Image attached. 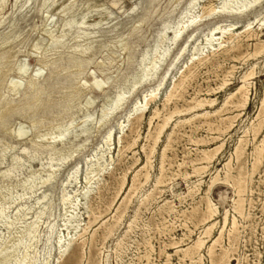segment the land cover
<instances>
[{
    "label": "rangeland",
    "instance_id": "rangeland-1",
    "mask_svg": "<svg viewBox=\"0 0 264 264\" xmlns=\"http://www.w3.org/2000/svg\"><path fill=\"white\" fill-rule=\"evenodd\" d=\"M191 1L7 0L0 11V44L7 43L9 51L2 58L0 50V112L16 110L0 118V145L9 146L0 172L17 156L20 163L6 176L19 181L32 172L38 174L35 185L26 192L16 186L22 195L9 201L0 214V249L4 248L5 255L13 253L5 264H19L26 253L27 264H58L68 242L72 246L59 264H212L208 246L222 229L220 244L214 248L216 262L226 252L229 259L223 264H264V49L257 53L264 45V0L243 16L206 15V6H219L224 0H197L189 10ZM196 15L204 17L170 44L183 17ZM228 23H236L235 31L250 23L252 32L231 39L217 31L220 39L205 44L213 26ZM165 27V39L156 47ZM221 40L227 47L219 46ZM76 45L80 52L72 59L71 49ZM169 46L151 77L98 128L102 107L128 88L141 58L149 55L146 65H150L155 50L162 53ZM194 49H198L197 55ZM250 72L253 75L245 81L249 101L244 108L239 105L241 95H231ZM32 78L40 89L28 85ZM174 83L178 86L167 101ZM152 90L156 95L148 96V106L143 109L140 105L129 116L133 104ZM204 98L208 100L204 107L197 106L198 99ZM26 99L27 106L18 109L12 102ZM142 111V116H135ZM169 116L172 118L159 133L158 124ZM33 121L38 123L35 128ZM52 126L56 128L45 138L51 146L36 148L32 140ZM109 132L111 140L105 142ZM240 139L245 154L238 160L234 152ZM222 143L209 171L197 175L203 150ZM255 145L262 148L263 157L253 171ZM77 147L80 150L74 156L63 159ZM229 161L234 167L242 163L246 169L241 214L232 207L235 185L220 179ZM48 169L51 176L43 184L40 178ZM216 174L219 180L209 194L217 206L218 222L199 254L187 255L184 249L208 224L203 221L206 208L201 198ZM159 176L162 183L157 185ZM189 187H194L193 193ZM62 192L69 196L66 204L61 203ZM220 192L226 196L222 202ZM34 220L38 226L30 231ZM16 234V250L13 244L2 246L4 239ZM73 253L76 260L70 256Z\"/></svg>",
    "mask_w": 264,
    "mask_h": 264
},
{
    "label": "bare ground",
    "instance_id": "bare-ground-1",
    "mask_svg": "<svg viewBox=\"0 0 264 264\" xmlns=\"http://www.w3.org/2000/svg\"><path fill=\"white\" fill-rule=\"evenodd\" d=\"M197 0H193L191 1V3L189 4V10H191L195 3H196ZM6 3H7V0H0V11L3 10L6 6ZM261 3V0H224L219 6H214L212 4L206 6L207 8V11H206V15L207 16H210L212 14H215L216 12H218L219 14H227V15H241L243 16L245 13L246 15L252 11H254L257 6ZM205 11V10H204ZM204 15H196V16H191V17H188V16H184L183 18V21H182V25L177 29L175 30L173 36L171 37V43L170 44H174L175 42H177L181 35L183 34V32H185L186 30H188L189 28H193L194 26H196L197 24V21L200 19V18H203ZM263 25H264V20H263ZM250 26V23H247L245 26H244V30H239V31H235L237 29L236 27V23H228V24H225V25H221V24H217L215 26H213L208 34L206 35V38H205V44L208 45V44H212V41L214 40H218L220 39L218 36L216 37V32L219 31L220 33H222V35H229L232 39V36L234 37V35H239L241 32H246V31H251L249 28ZM166 27L159 33L158 35V40H157V43H156V47L159 45V43L162 41V38L165 39L164 37L166 36ZM252 32V31H251ZM244 34V33H243ZM226 35V36H227ZM241 35V34H240ZM239 35V36H240ZM246 35V34H245ZM244 35V36H245ZM223 37V36H222ZM240 38V37H239ZM227 39V38H226ZM237 39V38H236ZM246 39V37H245ZM228 40V39H227ZM229 43L230 40H228ZM243 41V39H242ZM219 42V41H218ZM163 43V41H162ZM161 43V44H162ZM165 43V42H164ZM238 43V42H237ZM262 43V42H261ZM219 46H222L223 48L227 47L226 46V43L223 42L222 40L218 43ZM239 44V43H238ZM263 45V44H262ZM231 46V45H230ZM237 46V45H236ZM202 47V46H201ZM233 47V46H232ZM231 48V47H230ZM234 48V47H233ZM185 49V47H184ZM181 50L179 52V55L181 54L182 55V52L184 51ZM264 49V45L261 47V49H259L257 51V53L261 52L262 50ZM0 50L2 52V58H4L5 56H7L9 54V51L7 50V43H2L0 44ZM95 50V49H93ZM201 50V49H200ZM214 50V49H213ZM232 50V49H231ZM235 50V49H234ZM71 51L73 52L71 56L72 59H77V54L80 52V47L78 45L74 46ZM163 51V50H162ZM170 51V46L169 48H167L166 50H164L162 53H158L156 50H155V54L153 55L154 57V60L153 62L150 64V65H146V61L147 59L149 58V55H144L142 58H141V64L139 66V69H138V72H137V75L132 79L131 83L129 84L128 88L125 90V91H119L116 96L111 100L109 101L108 103L104 104V106L102 107L101 109V116H100V119L98 121L99 123V126H102V124L105 123V121L108 119V117L114 113V111H116L118 108H120L122 106V104L124 103V101L126 100V98L128 97V95H130L133 91H136V89L141 86L143 84V82H145L146 80H148V78L151 77L152 73L154 70H156V67L157 65H159V62L160 60L162 59V57H165V55ZM195 53L196 54V51H198V49H194ZM202 51V50H201ZM205 51V50H204ZM207 51V50H206ZM17 52H15V54L13 55H16ZM12 55V56H13ZM197 55V54H196ZM207 55V54H205ZM202 56V55H201ZM1 58V57H0ZM87 58V57H86ZM194 58V56H193ZM202 58V57H201ZM199 59V58H198ZM218 62V61H217ZM191 68V67H190ZM185 71V70H184ZM43 72V70L41 71ZM58 72V71H56ZM190 73V71H188ZM52 73V72H51ZM196 73V72H195ZM193 74V73H192ZM253 75V72H250L248 74H246L243 78H242V81L243 83L241 85H239L236 89V91L234 93H232L231 97L234 96V95H237V94H240L241 95V100L239 102V105L240 107H246L247 104H248V101H249V89H248V84L245 82L246 80H248V78L250 76ZM188 77V76H187ZM182 78V77H181ZM184 79L181 80L179 82V86H181L183 83H184ZM189 80H187L188 82ZM178 82V81H177ZM28 85H30L31 87H35L37 85L36 81L34 78L30 79L29 82H28ZM177 83H174L173 84V87L171 89V91L166 95V100L169 101L172 96H173V92H174V89L176 90V87L178 86ZM183 86V85H182ZM42 86H38L37 85V89H40ZM67 88V87H66ZM184 89V88H183ZM34 90H36V88H34ZM182 90V89H181ZM155 90H152L146 94H144L143 96V100H138L137 102H135L133 104V107L131 109L128 110V115H132L133 113L132 112H135L139 109V106L141 105V107L144 109L148 106L149 104V100H151L150 98L152 97H155L156 93H154ZM178 91V90H177ZM181 93V92H180ZM150 95V96H149ZM148 96L150 98H148ZM199 96V95H198ZM174 98V97H173ZM239 98V97H238ZM237 98V99H238ZM155 100V99H154ZM40 101V100H39ZM142 101H145V104L143 105L142 104ZM213 101L215 100H212L211 102L213 103ZM237 101V100H236ZM13 104H17L18 108H21V107H25L27 106V104L29 103L28 100H21L20 102L18 101H12ZM50 102V101H49ZM175 102V101H174ZM193 102V101H192ZM206 102H208L207 99H198L197 101V106H200L202 107ZM237 103V102H236ZM235 103V104H236ZM234 104V105H235ZM263 104H264V99H263ZM16 105V106H17ZM193 105V103L191 104ZM237 105V106H239ZM194 106V105H193ZM227 106V105H226ZM263 106V105H262ZM44 107V106H43ZM140 107V108H141ZM204 107V106H203ZM16 109H11L10 111H8L7 113H11L13 111H15ZM191 110V109H190ZM194 110V109H193ZM170 111V110H169ZM184 111V110H182ZM31 112V111H30ZM157 112V111H156ZM206 112V111H205ZM7 113H1L0 112V118H2L3 116H5ZM139 113V112H138ZM175 113V112H174ZM208 113V112H207ZM213 113V112H212ZM158 114V113H157ZM214 114V113H213ZM52 115V114H51ZM143 115V111L138 114V115H135V116H142ZM165 115V114H164ZM202 115V113H201ZM204 115V114H203ZM209 115V114H208ZM208 115L206 117H208ZM196 116V115H195ZM199 116V115H198ZM197 116V117H198ZM211 116V115H210ZM154 116H151L150 118V122L151 120L153 119ZM193 117V116H192ZM201 117V116H200ZM216 117V116H215ZM258 117V116H257ZM172 118V116H169L167 118L164 119L163 123H159L158 124V127H159V133L162 134V130L164 129V127L167 125L169 119ZM219 118V117H218ZM221 118V117H220ZM192 119V118H191ZM200 119V118H199ZM216 119V118H215ZM263 119V118H262ZM138 120V119H137ZM190 120V119H189ZM127 121H131L130 119L127 120ZM201 121V119H200ZM223 121V120H222ZM227 121V120H226ZM263 122V121H262ZM259 123V126L261 125V123ZM230 123V122H229ZM37 121H33V127L35 128L37 126ZM177 124V123H176ZM219 124V123H218ZM217 124V126H218ZM224 124V123H223ZM229 125V124H228ZM234 125V124H233ZM121 126V125H120ZM119 126V127H120ZM221 127V126H220ZM231 127V126H230ZM56 127L55 126H52L49 128V130L45 133V134H42V135H38L36 136L37 138H34L32 140V143L34 144V146L36 148H48L51 146V142L50 141H46L45 138L47 136H49L50 134L53 133L54 129ZM215 128V126H214ZM255 129H257L256 125L254 127ZM259 128V127H258ZM222 129V128H221ZM224 129V128H223ZM222 129V130H223ZM217 130V129H215ZM156 131V130H155ZM221 131V130H220ZM255 131V130H254ZM173 132V131H172ZM225 133V132H224ZM221 134V133H220ZM219 134V135H220ZM172 136V135H171ZM159 137V136H158ZM111 133L109 132L106 136H105V139L104 141L107 142V140H111ZM154 138V137H153ZM158 140V139H157ZM132 142V141H130ZM136 142V140H135ZM134 142V143H135ZM153 142V141H152ZM246 143V142H245ZM132 144V143H131ZM223 143L212 148V149H207V150H203V156L199 159V164L201 163V165L195 169L196 171V174L197 175H202L204 172L207 173V171H209V168L213 165V160L215 158V156L217 155V152L221 149ZM131 146V145H130ZM168 146V145H167ZM82 147V146H80ZM80 147H77L75 149H73L72 151L68 152V154H66V156L63 158V159H67V158H70L72 156L75 155L76 152H78L80 150ZM9 146L7 145H0V163L2 162L4 156H5V152L8 150ZM165 148V147H164ZM164 151V150H163ZM262 148L258 145H255L254 146V153H255V156H254V161L252 162V169L253 171H255L259 165L261 164V161H262ZM235 155H236V158L238 160H240V158L245 154V145H243V139H240L239 140V143H237V145L235 146ZM201 155V154H200ZM244 158V157H243ZM242 159V158H241ZM196 160V159H195ZM244 162V160L242 161ZM20 163V158L17 157V156H14L11 158V162L8 163V167L6 170H4L3 172H0V214H3L5 209L7 208V206L9 205V201H14L15 199L19 198L22 194H18L16 192V186L18 187H21L22 189V192H26V190H28L29 188L33 187L35 185V182H36V179H37V174L38 172H32L30 173L27 177H25L24 179L22 180H19V181H13L12 178L10 176H6V173L10 172L9 169L11 168H14L16 167V165H18ZM162 163V162H161ZM148 164V163H147ZM193 164V163H192ZM96 167V166H95ZM92 168V169H95ZM144 168V167H143ZM55 169V168H54ZM56 170V169H55ZM160 170H161V175L163 173V170H164V166L163 164L160 166ZM236 170V173L234 174L233 171ZM54 171V170H53ZM140 171V170H139ZM141 173V172H139ZM149 173V172H148ZM186 173V172H185ZM194 173V171H193ZM135 174V173H134ZM175 174V173H174ZM190 174V173H189ZM88 175V174H87ZM86 175V176H87ZM141 175V174H140ZM139 177H143V176H140ZM176 175V174H175ZM51 176V173L49 171V169L47 170V174L45 175V177H41L40 180L41 182L44 184L46 183V180ZM168 176V175H167ZM196 176V175H195ZM135 177V176H134ZM137 177V175H136ZM245 177H246V169H245V166L241 163V164H238L236 165L235 167L233 165L230 164V161L227 162L225 164V175H224V178H220L222 179V181L225 182H228V181H232L233 184L235 185L236 187V193H237V196L233 199V203H232V207L233 209L238 212L239 214L243 213L242 212V207H243V202H244V198L241 194L242 192V184L245 183ZM89 178V177H88ZM188 178V177H187ZM250 178V177H249ZM87 179V178H86ZM149 179V175L146 174V180ZM200 179V178H199ZM89 180V179H88ZM202 180V179H200ZM219 180L218 178V174H216L215 176L212 177L211 179V184L209 185V188L207 189L206 191V194L201 198V201H204V204H205V208H206V211L204 213V216H203V221L207 222L208 224H205L204 226V230L202 232V234L197 238L196 241L192 242V244L188 247H186L184 249L185 251V254L187 255H192V254H195V253H198L202 250V248L205 246V243H206V238H210L212 233H213V230L217 224L218 221L215 220V216L217 214V206L215 204V202L212 201L211 199V194L210 193V190L212 188V186ZM91 181V179H90ZM139 181V180H138ZM141 181V180H140ZM48 182H49V179H48ZM68 181H66L67 183ZM89 182V181H88ZM86 182V183H88ZM199 182V181H198ZM135 183V182H134ZM162 183V177L159 176L156 184L159 185ZM200 183V182H199ZM197 184V183H196ZM136 185V183H135ZM244 185V184H243ZM92 186V185H91ZM90 187V186H89ZM195 187V186H194ZM194 187H189V190L190 192L193 193L194 191ZM197 187V186H196ZM138 188V187H137ZM89 190V189H88ZM130 190V189H129ZM136 190V189H135ZM188 190V191H189ZM197 190V189H196ZM87 191V189H86ZM93 191V190H92ZM85 192V191H83ZM197 192V191H196ZM89 193L91 192H88V195ZM131 193V192H130ZM129 194V193H127ZM148 194V193H147ZM152 195V193H150ZM149 194V195H150ZM83 195V193H82ZM131 194H129V197H130ZM194 195V194H193ZM127 196V195H126ZM195 196V195H194ZM68 195L65 193V192H62V196H61V203H65L66 200L68 199ZM149 197V196H147ZM153 197V196H152ZM225 193L224 192H220V201L221 200H224L225 199ZM154 198V197H153ZM128 199V198H127ZM141 199V198H140ZM151 199V198H150ZM146 200V199H145ZM128 202V200H127ZM143 202V201H142ZM222 202V201H221ZM131 203V202H130ZM14 204V203H13ZM66 204V203H65ZM121 204V203H120ZM145 204V203H144ZM151 204V203H150ZM195 204V203H194ZM76 205V204H75ZM74 207V206H73ZM173 207V206H172ZM111 208V207H110ZM124 208V206H123ZM127 208V207H126ZM196 208V207H195ZM201 208V207H200ZM168 209V208H167ZM166 209V210H167ZM203 210V209H202ZM16 211V213H15ZM14 211L15 213V216H18V214L20 213L21 211V207L19 209H16ZM123 211V210H122ZM95 212V211H94ZM115 212V211H114ZM118 212V211H117ZM166 212V211H165ZM170 212V211H169ZM7 213V212H6ZM100 213V212H99ZM123 213V212H122ZM137 213V212H136ZM190 213V212H189ZM115 214V213H114ZM185 214V213H184ZM70 215V214H69ZM72 215V214H71ZM70 215V216H71ZM121 215V214H120ZM196 215V214H195ZM6 216V215H5ZM125 216V215H124ZM138 216V215H137ZM180 216V215H179ZM178 216V217H179ZM4 217V216H3ZM98 217V216H96ZM134 217V216H133ZM2 218V217H1ZM115 218V217H114ZM119 218V216H118ZM121 218V216H120ZM10 219V218H9ZM101 219V218H100ZM228 211L225 212L224 216H223V222H224V225L227 224L228 222ZM15 220L17 221V219L15 218ZM119 220V219H118ZM190 220V219H189ZM195 220V219H194ZM11 221V220H9ZM39 221V220H38ZM68 221V220H67ZM121 221V220H120ZM186 221V220H185ZM111 222V221H110ZM117 222V221H116ZM194 222V221H193ZM199 222V221H198ZM238 222V221H237ZM37 221L34 220L33 222H31L30 224V231H33L35 230L36 228V225L38 226V224H36ZM67 223V222H66ZM105 223V221H104ZM130 223V222H129ZM135 223V222H134ZM195 223V222H194ZM9 224V223H8ZM7 224V225H8ZM102 224V223H101ZM110 224V223H109ZM113 224V223H112ZM110 224V225H112ZM115 224V223H114ZM104 225V224H103ZM165 225V224H164ZM231 225L232 227H234L236 225V216H233L232 220H231ZM68 226V224H67ZM202 226V227H203ZM226 226V225H225ZM105 227V226H104ZM118 227V226H117ZM10 228V227H9ZM101 228V227H100ZM223 228V227H222ZM130 229V228H129ZM132 229V228H131ZM232 229V228H231ZM99 230V229H98ZM110 232H112L114 229L113 227L111 226L109 228ZM226 230V229H225ZM18 231V230H17ZM22 231V230H21ZM105 231V230H104ZM127 231V230H126ZM125 231V232H126ZM129 231V230H128ZM23 232V231H22ZM231 232V230L229 231ZM109 233V232H108ZM114 233V232H113ZM127 233V232H126ZM125 233V234H126ZM160 233V232H159ZM23 234V233H22ZM30 235V233H28ZM34 234V232H33ZM36 234V233H35ZM107 234V233H106ZM222 234H223V229L219 232V235L212 241V243L208 246V251H209V255H211V262L212 264H223L224 262H226L229 258H228V255L226 252H224L221 257H220V260L218 262L215 261L214 259V248H215V245L216 244H220V239L222 237ZM104 235V234H103ZM112 235V234H111ZM23 237V236H22ZM75 237V236H74ZM106 237V236H105ZM237 237V236H236ZM17 234L16 235H11V237H8L6 239L3 240V244L2 246L4 247H7L9 245H12L13 244V248L14 250H16L18 247H19V243H17V245L15 244L17 242ZM34 239V238H33ZM62 239V238H60ZM68 239V238H67ZM83 239H81L82 241ZM122 240V239H121ZM172 241V240H170ZM59 242V241H58ZM61 242V241H60ZM118 242V241H117ZM121 242V241H120ZM171 243V242H170ZM82 244V243H81ZM87 244V243H86ZM120 244V243H118ZM123 244V243H122ZM166 244V243H165ZM72 244L71 242H68L65 246V248H61L62 251L60 253V257H59V260L61 261L63 258H66V253L68 252V250L71 248ZM122 246V245H121ZM164 246V245H163ZM166 246V245H165ZM33 247V246H32ZM61 247V246H60ZM77 247V246H76ZM118 247V245H117ZM3 248V247H2ZM1 248V249H2ZM0 249V262L2 264H5V263H8L13 255L12 254H8L6 253L3 254L2 249ZM74 249V248H72ZM72 249H71V252H72ZM76 249V248H75ZM92 250V249H91ZM227 250V249H226ZM11 251H13V249H11ZM10 251V252H11ZM77 251V249H76ZM59 252V251H58ZM16 253V252H15ZM76 253V252H75ZM121 253V252H120ZM151 253V252H150ZM183 253V252H182ZM181 253V254H182ZM17 254V253H16ZM27 254L22 257L23 258V261L20 262L19 264H27ZM72 254V253H71ZM78 254V253H76ZM80 254V253H79ZM199 254V253H198ZM196 254V255H198ZM24 255V254H23ZM68 255V254H67ZM81 255V254H80ZM70 256H74V253L73 255H70ZM120 256V255H119ZM17 257V256H16ZM187 257V256H186ZM14 258V257H13ZM78 258V257H77ZM75 257V260L77 259ZM199 258V256L197 257ZM21 259V258H20ZM81 259V258H80ZM217 259V258H216ZM65 260V259H64ZM71 260V259H70ZM195 260V259H194ZM197 260V259H196ZM60 261H58V264L60 263ZM69 261V259H68ZM170 261V260H169ZM31 262V261H30ZM74 262V261H73ZM78 262V261H77ZM76 262V264H77ZM47 263V262H46ZM72 263V262H70ZM228 263V262H227ZM15 264V262H14ZM65 264V263H64ZM68 264V263H67ZM102 264V263H101Z\"/></svg>",
    "mask_w": 264,
    "mask_h": 264
}]
</instances>
